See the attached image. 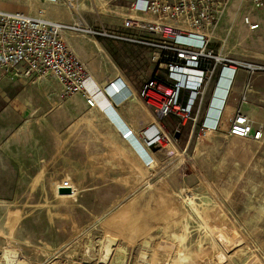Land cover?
Here are the masks:
<instances>
[{
    "label": "rangeland",
    "instance_id": "rangeland-1",
    "mask_svg": "<svg viewBox=\"0 0 264 264\" xmlns=\"http://www.w3.org/2000/svg\"><path fill=\"white\" fill-rule=\"evenodd\" d=\"M131 2L0 0V9L66 25L63 36L86 67L100 75L118 69L139 92L156 69L149 48L72 29L81 21L83 28L116 31ZM214 46L242 62H264V7L232 0ZM91 76L87 96L94 106L84 92L65 93L49 75L0 83V263L7 249L26 264H150V252L159 264H170L176 237L170 234L188 223L182 248L189 263L209 264L204 251L214 223L206 214L216 208L227 224L223 236L230 263L256 256L264 264V139L204 130L210 90L195 128H180L177 118L168 117L161 126L171 142L148 147L142 132L140 140L116 109L120 95L112 96L111 87ZM130 107L137 122L149 115L140 101ZM100 111L127 139H120ZM60 187L72 193L61 195ZM184 197L195 201L198 214ZM109 239L111 256L103 262Z\"/></svg>",
    "mask_w": 264,
    "mask_h": 264
},
{
    "label": "built area",
    "instance_id": "built-area-1",
    "mask_svg": "<svg viewBox=\"0 0 264 264\" xmlns=\"http://www.w3.org/2000/svg\"><path fill=\"white\" fill-rule=\"evenodd\" d=\"M231 2L133 0L116 31L88 25L83 28L84 24H75L72 28L85 29L92 38L117 39L151 49V62L163 73V78L148 79L139 94L155 118L154 124L142 132L148 147L171 142L161 127L168 117L177 118L180 128L189 125L195 128L210 90L201 126L204 130L218 131L221 117L212 124L206 118L227 86L226 99L221 106V110L224 109L238 70H245L249 75L241 100L242 104L247 102L253 78L264 71V66L236 60L214 46L216 28ZM253 4L256 8L264 7L262 0H253ZM245 22L251 29L257 28L249 18ZM65 30L64 25L47 21L41 14L31 16L0 9V83L6 79L49 75L59 82L65 93L85 92L90 73L68 46L63 36ZM112 86L116 93L123 88ZM226 135L253 142L263 139L262 128L255 130L253 122L240 109Z\"/></svg>",
    "mask_w": 264,
    "mask_h": 264
},
{
    "label": "crops",
    "instance_id": "crops-1",
    "mask_svg": "<svg viewBox=\"0 0 264 264\" xmlns=\"http://www.w3.org/2000/svg\"><path fill=\"white\" fill-rule=\"evenodd\" d=\"M56 1L59 2V0H56ZM57 2H55L54 4H56ZM46 4H48V2H46ZM246 62H251V63L260 64L264 66V62H254V61H246ZM87 68H88L90 75H93L103 88L110 87V85L114 82L118 86H121V87L124 86L119 94L116 93V95H120V98H118V103L117 104L115 103L116 109L119 111L121 116L133 127V129L137 133L145 131L146 129H148L150 126L154 124L155 118H154L152 109L146 106L144 100L139 95L141 89L139 90V92L136 91L135 87L133 86V83L130 81L129 77L125 75L124 72L118 69L116 70V72H112L109 68H107V71L105 72V74L100 75L99 73L95 71V69L92 66L91 67L87 66ZM152 77L162 79L163 73L158 71L156 67L155 71L148 79ZM248 78H249V75L245 70H238L236 72L233 84L231 86L230 94L224 106L223 115L221 116V119H220V129L219 130L222 131L224 129L223 131L226 134L228 127L232 119L234 118L237 110L240 109V111L253 122L255 130H257L259 127L262 128L263 139H264V125H263L264 123V71L254 76L253 82H252V89L250 90L247 96L248 100L245 104H242L241 100L244 94V87L246 86L248 82ZM148 79L142 81V86ZM259 84H262V85L260 86ZM222 87L223 86H221V88ZM226 89H227V86H226ZM234 95H237V99H234ZM130 98L131 100L136 98L138 102L140 101L144 108L143 110L149 114V115L146 114L145 118L142 121L137 122L133 118L132 113L134 112V110H132V108L130 107V104L137 103V102H131ZM222 99L223 100L226 99L225 94H224V97H222ZM223 100H221V103ZM258 101L259 103H257ZM218 109H219L218 111V114H219L221 107H219ZM227 113H228V120L226 119ZM105 119L107 123L109 124L110 120L106 117ZM109 125L112 127L113 130H115V132L119 135L120 139H122L123 141L121 134L117 131L118 129L114 127V124L111 122ZM139 138H140V135H139Z\"/></svg>",
    "mask_w": 264,
    "mask_h": 264
},
{
    "label": "bare ground",
    "instance_id": "bare-ground-1",
    "mask_svg": "<svg viewBox=\"0 0 264 264\" xmlns=\"http://www.w3.org/2000/svg\"><path fill=\"white\" fill-rule=\"evenodd\" d=\"M45 1L48 2L49 4L50 3H55L57 2L56 0H43V2ZM40 13L44 14L46 13V10L45 9H42L40 10ZM78 24H83L81 21L78 23ZM65 28L66 29H69V27H66L65 25ZM79 30L80 32L84 33V34H88V32L85 30V29H77ZM98 48H99V52L102 51V48L99 46L98 44ZM90 77L92 78V76L90 75ZM90 77L88 78L87 82H86V91L84 92L87 96L88 94V88H87V83L90 79ZM115 87H120L118 86L117 84L112 83ZM112 84L110 85L111 87V91L114 93V95H116V90L114 89V87L112 86ZM222 85V83H221ZM124 87V86H123ZM226 87L223 89V94L222 96L217 100V103L215 104V102L212 104L211 108L209 109V114L206 118V121L209 123V124H212V122H214L213 120H216V119H220V117L223 115V112H224V109L223 110H220V113L218 114V111H219V107H221L222 103H221V100L222 97H224V94H225V90ZM119 94V93H118ZM87 98L93 102V106L95 105V102L91 96V94H89V96H87ZM111 98V97H110ZM132 98V97H131ZM130 98V100H131ZM131 102H138L136 98L132 99ZM221 104V105H220ZM101 112V111H100ZM102 113V112H101ZM103 114V113H102ZM218 114V115H217ZM226 119L228 120V113L226 114ZM133 132V131H132ZM135 134L138 136V133L134 130ZM151 132H147V134L149 135ZM128 137V136H127ZM139 137V136H138ZM140 139V138H139ZM141 140V139H140ZM132 146V151L135 153V154H138V149L136 147H134L133 144H131ZM146 146V145H145ZM129 150V149H128ZM147 151H149V149L147 148ZM150 152V151H149ZM136 157V156H135ZM184 200L189 204V206L191 207V209L194 211V212H198L199 213V207L196 205L195 201L193 199H189L187 197H184ZM205 204V202H204ZM208 204V202H207ZM199 205V204H198ZM210 205V204H209ZM204 206V205H203ZM203 209L206 211H204L205 213H207V210H208V207H203ZM202 212V211H201ZM197 213V214H198ZM203 213V212H202ZM201 213V214H202ZM208 217H209V220H204V221H212L213 220V223L212 224V227L209 229V232L210 234H207L208 238H209V245L208 247V251H204L205 252V255L207 256V259H209V264H231L230 263V260L228 258V255L226 254V251H227V246H225V241H224V232L225 230L227 229V224L225 223L224 219H223V215H222V212L218 209H213L212 208V211H211V214L209 215L208 213L206 214ZM202 216V215H201ZM200 216V217H201ZM206 216V217H207ZM202 218V217H201ZM205 218V217H204ZM203 218V219H204ZM206 219V218H205ZM176 224V223H175ZM205 225L208 226V223L205 222ZM204 227V226H203ZM209 227H210V224H209ZM179 228V227H178ZM207 228V227H206ZM179 232H173L170 234V239H173L175 236V242H173L175 244V254L173 256V260H172V263L170 264H188L190 262L189 260V255L187 253L184 252L183 250V245L189 235V226H188V223L186 224H183L182 226H180L179 228ZM169 235V234H168ZM170 239H167L170 241ZM108 241V240H107ZM106 241V242H107ZM163 241V240H162ZM168 241V242H169ZM174 241V240H172ZM164 242V241H163ZM101 243V242H100ZM102 243H104L102 241ZM111 243H112V240L109 239L108 243H106V246L104 245L105 247V252H104V257L102 259V261L104 262L109 256H111ZM203 242L200 241L199 243V249L203 252ZM165 245V244H164ZM147 246H149V244H147ZM153 246V245H152ZM168 246V245H167ZM150 247V246H149ZM166 247V246H165ZM119 248V247H118ZM121 248V247H120ZM151 248H156L155 246L153 247H150ZM174 248V246H173ZM169 249V248H168ZM13 250V249H12ZM237 250V249H236ZM158 251V250H157ZM171 252V250H170ZM231 252V251H230ZM244 251H239L238 254H242ZM151 253V258L148 260L150 261V264H159L158 262L155 261L154 258H156L154 256L153 258V254L152 252ZM154 253V252H153ZM169 253V251H168ZM173 253V252H172ZM102 254V253H101ZM156 255V254H155ZM200 255V254H199ZM170 256V255H169ZM3 258V263L2 264H26L25 261H22L19 259V257L17 256V253L14 252V251H9L7 249L3 250V254L1 256ZM237 257V256H236ZM92 258V257H91ZM167 258V257H166ZM171 260V259H170ZM100 261V260H98ZM0 263V264H1ZM197 263V262H196ZM190 264V263H189ZM198 264V263H197ZM244 264H263L260 260H258L256 258V256H250L249 258H247L246 262Z\"/></svg>",
    "mask_w": 264,
    "mask_h": 264
},
{
    "label": "water",
    "instance_id": "water-1",
    "mask_svg": "<svg viewBox=\"0 0 264 264\" xmlns=\"http://www.w3.org/2000/svg\"><path fill=\"white\" fill-rule=\"evenodd\" d=\"M179 137V134L177 133L176 134V138ZM58 193L61 194V195H64V194H71L72 193V189L70 187H60L58 188Z\"/></svg>",
    "mask_w": 264,
    "mask_h": 264
}]
</instances>
